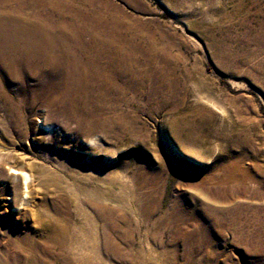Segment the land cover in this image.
I'll list each match as a JSON object with an SVG mask.
<instances>
[{
  "label": "rangeland",
  "instance_id": "374dc122",
  "mask_svg": "<svg viewBox=\"0 0 264 264\" xmlns=\"http://www.w3.org/2000/svg\"><path fill=\"white\" fill-rule=\"evenodd\" d=\"M110 1L130 16L142 53L100 128L27 106L28 91L5 82L19 111L0 98V264H14L9 229L42 240L36 220L70 224L72 257L95 256V232L108 264H198L209 254L205 264H264V0ZM14 5L0 24L54 20ZM195 220L212 242L197 248L191 237L192 260L180 249L173 263L178 228L191 233Z\"/></svg>",
  "mask_w": 264,
  "mask_h": 264
},
{
  "label": "bare ground",
  "instance_id": "6f19581e",
  "mask_svg": "<svg viewBox=\"0 0 264 264\" xmlns=\"http://www.w3.org/2000/svg\"><path fill=\"white\" fill-rule=\"evenodd\" d=\"M12 3L18 4L14 6L19 12L32 9L37 16L44 11L55 21L48 23L45 17L42 25L29 24L27 28L19 29L0 24L2 107L8 113L19 111L5 86V82L14 81L28 91L25 98L27 106L47 104L77 120L79 126H85L84 131L93 132L100 128L106 100L121 90L118 79L137 75L135 53H142V49L134 40L136 36L129 24L130 16L116 14L119 9L110 0H0V11L9 13ZM31 4L37 7L33 8ZM1 22H6V19ZM29 75L37 78L34 84L27 85ZM45 75L51 78L44 80ZM28 177L25 173L26 183ZM195 221L191 233L178 228L182 247H177L175 240L174 247L169 248L173 263L180 249L190 259L193 258L194 246H188L191 237H194L197 248L200 244L212 242L209 227L204 226L201 220ZM88 222L90 230L95 229V221ZM36 223L44 230L42 240L31 235L21 236L15 229H9L6 244L13 251L14 264H108L101 255L95 232L89 234L95 256L84 253L72 257L70 253L76 235L70 224L65 220H36ZM43 246L53 248L51 259L46 256L48 252ZM216 253L215 250L213 255ZM211 257L210 254L202 255L198 264L212 261ZM2 264L10 263L6 260Z\"/></svg>",
  "mask_w": 264,
  "mask_h": 264
}]
</instances>
